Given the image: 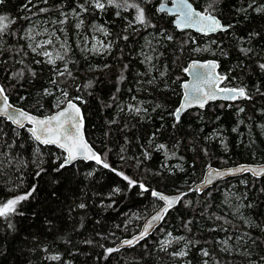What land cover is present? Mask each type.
I'll return each mask as SVG.
<instances>
[{"label":"trees","instance_id":"16d2710c","mask_svg":"<svg viewBox=\"0 0 264 264\" xmlns=\"http://www.w3.org/2000/svg\"><path fill=\"white\" fill-rule=\"evenodd\" d=\"M161 1L129 0L144 9L145 24L134 8L107 0L104 10L92 0L0 3V16L14 21L0 33L9 101L42 115L66 93L82 109L86 139L110 165L76 160L61 169L62 150L0 117V204L35 188L0 217V264H264V176L189 191L206 166L264 161V0H190L228 25L210 35L177 30L158 11ZM206 58L249 98L214 101L177 121L185 65ZM153 190L185 193L150 236L106 253L159 205Z\"/></svg>","mask_w":264,"mask_h":264},{"label":"snow or ice","instance_id":"6c2138e0","mask_svg":"<svg viewBox=\"0 0 264 264\" xmlns=\"http://www.w3.org/2000/svg\"><path fill=\"white\" fill-rule=\"evenodd\" d=\"M87 2L88 0H86V3ZM0 3H3V0H0ZM92 3L93 6L99 10H104L106 7V4L102 2V0H92ZM107 4L115 6L117 8H124L125 10H127L128 8H134L137 13L135 16V21L139 24H145L147 22L144 9L135 2H129V0H107ZM80 7L83 11H87V8H85L83 5H80ZM173 10L177 15V27H196L197 31L203 32L205 34H208L209 32H216L217 30H226L225 26L221 25L220 21L214 15L210 14L208 9H206L204 13L197 12L193 9L192 5L188 2V0H173ZM158 11H165L164 6L161 5ZM117 15H119V12H117ZM12 22L14 21H10L7 16H0V33L5 32L8 29L9 24ZM77 27H80V24H78ZM105 35H107L106 31ZM169 39H171V37H169ZM47 43H51V41H48ZM43 54L45 56L50 57V53L48 52H44ZM57 59H63V57L58 56ZM48 62L54 63L55 61L50 58ZM191 67L208 69V72L203 78V83L216 85L225 79V77L223 76L214 74V70L217 67L214 62L204 65L193 64ZM260 68L264 70V64H261ZM65 71H67V68H65ZM57 74L63 75L64 73L58 71ZM70 74L71 73H69V75ZM199 79H201V77L198 76V80ZM183 87L188 88L189 86L183 85ZM191 89L193 92L192 99H195V101L199 104L201 108L204 107V104L207 102V100L216 99L217 91L230 93V95L226 97L227 99L235 100L237 98H249L247 96L245 88L243 87L238 89L212 88L209 90H205L204 88L200 87V84H195L191 86ZM4 92V88L0 87V96H3L4 99V105L3 107H0V116H6L8 120H10L13 124L21 128L24 127L23 121H27L32 125V127L28 130L36 141H39L41 144L46 145L55 144L61 149H63L67 153V155L63 159V163L60 164L61 169L71 164L79 157H83L86 160H94L97 164H102L104 168L110 167V165L104 160H102L100 155L93 152L89 145L85 142L82 135L83 118L80 114V108L77 107V105L71 100L67 102V106L65 108L61 109L57 113L46 118L40 119L29 115L27 112L20 109L10 111L12 106L7 103L8 98L4 95ZM66 95L67 94L65 93V96ZM185 95L187 98L188 93H186ZM190 103L191 101H188V104H182L181 108H178L176 110L175 115L177 121H179L180 118L179 113L184 107L189 106ZM57 107H59V104H57ZM137 111H139V109H137ZM69 125L70 128L68 127ZM160 147L163 148L164 146L160 145ZM57 171H59V169H57ZM113 171H115V169H113ZM116 174L123 175L119 172H117ZM209 175H212V173H209ZM216 175L223 174L216 173ZM123 178L125 180H128L129 185H133L135 183L134 181L130 180L127 176H124ZM209 183H211V181H209ZM140 187L145 191L147 190L144 189L143 185H140ZM33 191H35V188H33L32 191L26 194L16 196L7 200V202L0 204V217H8L10 214L15 213L16 206L21 201L28 199L32 195ZM197 191H199V189H197ZM152 195L164 201L165 207L161 210L160 213H157L155 216L152 217V220L149 221V223L145 226L143 232H141L139 236H135L132 239H126L122 241L121 247L125 245L133 246L134 244L138 243L147 235L148 229L152 227V222L162 219V214L166 213L181 199L180 196L170 198L163 196L155 191L152 192ZM79 207L83 208L84 205L81 204L79 205ZM105 251L106 253H111L114 251H118V248H109ZM184 254L185 253L183 252L179 253V255ZM204 255H208V253L204 252ZM51 259L57 260L59 259V257L53 256L51 257Z\"/></svg>","mask_w":264,"mask_h":264},{"label":"water","instance_id":"95a60500","mask_svg":"<svg viewBox=\"0 0 264 264\" xmlns=\"http://www.w3.org/2000/svg\"><path fill=\"white\" fill-rule=\"evenodd\" d=\"M188 2L192 5V7H193V9L195 11L201 12V13L205 12V11H202V10L196 8L194 6V4L190 0H188ZM161 5H163L164 8H165V11H163V12H166L167 15L173 17L172 23H173L174 27H176L177 30H179V31L191 30V31H193L195 33H198V34H205L203 32L197 31L196 27H177V25H176L177 15L175 14V11L173 10V0H170V2H167V1L166 2H161L159 4V6H158V9L161 7ZM169 10H172V11H169ZM216 18L220 21L221 25L225 26L226 29L228 28L227 24H224L218 17H216ZM218 31H223V30H217L216 32H218ZM210 33H215V32H209L208 34H210ZM213 62L217 65V67L214 70V74L223 76L226 79V74L224 72H220L219 63H218V61L216 59H212V58H207V59H203V60L202 59L201 60L200 59H191L190 61L187 62L186 66H185L186 78L183 79L182 82H181V97H180V101H179V103H178V105H177V107L175 109L174 115L176 113V110L178 108H181L182 104H188V101H191L190 105L184 107L182 109V111L179 113V116L182 114V112H184L186 110H189V109H200V110H203L210 102L219 101V100L220 101H236L238 99V98L235 99V100L227 99L226 97L229 96L230 93L217 91L216 99L207 100V102L204 104L203 108H201L199 106V104L195 101V99H192L193 92H192L191 86L195 85V84H200V87L204 88L205 90H209V89H212V88H215V89H220V88H237L238 89V88H241V87L230 86V85L224 84L225 79L222 82H220V83H218L216 85H210L208 83H203V78L205 77V74L208 72V69H205V68H192L191 67L193 64L204 65V64H209V63H213ZM198 76L201 77V79L198 80ZM183 85H188L189 87L185 88V87H183ZM0 87H2L1 84H0ZM186 93H188V97L187 98H186V95H185ZM4 95L7 96L5 94V92H4ZM69 100H71L73 103H75L77 105V107L80 108V114H81V117L83 118L82 135H83V138H84L85 142L89 145V147L92 149L93 152H95L96 154L99 155V153L91 146L89 141L86 139L85 132H84L85 121H84L83 112H82V109H81L79 103L76 100L68 99L61 106H59L58 108L54 109L52 112L47 113V114H42V115H38V114L32 113L30 111H27V110L23 109L22 107H19V106L13 104L12 102L9 101V98L7 99V103L12 106L10 111H15L16 109H20V110H23V111L27 112L29 115H32L34 117L43 119V118L51 116V115L57 113L58 111H60L61 109L65 108L67 106V102ZM3 105H4V99H3V96H0V107H3ZM0 117H3L6 120H8L6 116H0ZM175 117H176V115H175ZM8 121L12 125H14L15 127L21 128V127H18L17 125H15V124H13L10 120H8ZM23 123H24V127L29 132L28 129H30L32 127V125L30 123H28L27 121H23ZM68 127L70 128V125ZM29 134L31 135L30 132H29ZM34 141L37 142L40 145H45V144H41L39 141H36L35 139H34ZM48 145H54L55 147L59 148L60 150H62L64 152V155L66 157L67 153L63 149H61L60 147H58L55 144H48ZM76 160H84V161H93V162H95L94 160H86L83 157H79ZM75 161H73L72 163H74ZM209 173H212V175H209ZM216 173H222L223 175H216ZM244 174H248V175H250L253 178H260L261 176H264V161L263 162H240V163L231 164V165H227V166H220V167L213 166V165L207 166L204 169V171H203L201 179L198 180L197 182L193 183V185L190 186V191H195V192H198V193H202L204 191H207L208 189H210L211 187H213L216 183H218L220 181H223V180H226V179H232V178H236V177H241ZM209 181H211V183H209ZM197 189H199V191H197ZM155 192H157V193H159V194H161L163 196L170 197V198L171 197H177V196L181 197L182 194H184V191H177V192H169V193H167V192H161V191L156 190ZM164 207H165L164 201L160 200V205L143 220V222L141 223L139 229L136 232H134L133 234H131V235L127 236V237H123L122 239H120L117 242V244L115 245V248L124 249V248H130V247L135 246L137 243L134 244L133 246L125 245V246H122V247H121V244H122V241H124L126 239H132L135 236H139L140 233L143 232L145 226L149 223V221L152 220V217L155 216L157 213H160L161 210ZM166 213L162 214V219L152 222V227L148 229V233L143 239H145L146 237L150 236L156 229H158V227L162 224L163 218L165 217ZM143 239H141L139 242H141Z\"/></svg>","mask_w":264,"mask_h":264},{"label":"rangeland","instance_id":"374dc122","mask_svg":"<svg viewBox=\"0 0 264 264\" xmlns=\"http://www.w3.org/2000/svg\"><path fill=\"white\" fill-rule=\"evenodd\" d=\"M42 32H37V33H35L36 34V36L37 35H40ZM35 36V35H34ZM38 40V47L41 45V43H43L42 41H40V39L38 38L37 39ZM44 44V43H43ZM95 47H97V48H100V46H102V43L99 41V40H96L95 41V43L93 44ZM44 52H48V53H50V57L49 56H46L47 58H51L52 60L53 59H55L56 58V56L50 51V50H45ZM43 52V53H44ZM67 100V97L63 94L62 95V97L60 98V103H61V105L65 102ZM60 105V106H61ZM227 180V179H226ZM223 181H225V180H223ZM220 182H222V181H220ZM220 182H218V183H220ZM218 183H216V184H218ZM215 184V185H216ZM214 185V186H215ZM179 191V190H178ZM170 234H167L166 236H165V238L163 239V242H168V241H170V239L172 238L171 236H169ZM165 244H167V243H165ZM181 264H186V263H181Z\"/></svg>","mask_w":264,"mask_h":264},{"label":"flooded vegetation","instance_id":"af4514ba","mask_svg":"<svg viewBox=\"0 0 264 264\" xmlns=\"http://www.w3.org/2000/svg\"><path fill=\"white\" fill-rule=\"evenodd\" d=\"M166 1H167V2H170V0H162V2H166Z\"/></svg>","mask_w":264,"mask_h":264},{"label":"bare ground","instance_id":"6f19581e","mask_svg":"<svg viewBox=\"0 0 264 264\" xmlns=\"http://www.w3.org/2000/svg\"><path fill=\"white\" fill-rule=\"evenodd\" d=\"M216 16V15H215ZM217 17V16H216ZM211 34H214V33H211ZM117 244V243H116Z\"/></svg>","mask_w":264,"mask_h":264}]
</instances>
